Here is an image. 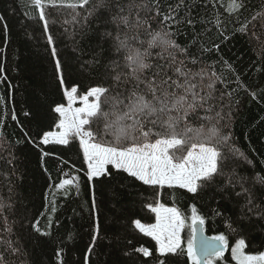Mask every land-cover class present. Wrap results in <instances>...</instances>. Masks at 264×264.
Returning <instances> with one entry per match:
<instances>
[{
    "label": "snow or ice",
    "instance_id": "1",
    "mask_svg": "<svg viewBox=\"0 0 264 264\" xmlns=\"http://www.w3.org/2000/svg\"><path fill=\"white\" fill-rule=\"evenodd\" d=\"M25 7L29 9L28 18L42 27L60 86L65 85L73 71L90 76L95 73L94 83L83 94L79 85L63 89L66 103H56L52 108L59 115L58 131L42 132L38 139L24 132L27 143L40 152L41 167L45 157L56 154L45 150L46 146L70 148L78 142V149L82 150L86 167L76 171L82 172L89 183L94 218L84 264H89L102 235L95 219L94 181L102 182L122 173L149 189L140 195L155 222L135 218L131 224L154 244L136 247L132 240L128 241L132 253L147 258L144 264H186V259L191 264H216L226 248L231 249L235 264H264V251H246L250 248L249 233L257 228L264 230V173L238 171L241 159L249 164L252 161L235 146L229 127L232 91L217 87L226 86L225 71L235 74V69L227 60L207 64L190 53V45L177 43L178 28L174 25L196 23L191 17V5L186 0L168 4L166 9L162 0H26ZM185 8L189 9L188 15L183 21L177 19ZM245 9L246 0H228L225 7L240 24L236 31L254 40L259 54L264 56V24L253 23L257 15L241 22ZM58 16L62 17L59 21ZM58 22L64 29L62 33H54ZM209 23L218 30L222 28L219 16ZM220 34L224 35V31ZM62 36L72 41L71 55L60 50ZM90 38L96 42L89 43ZM197 43L201 56L220 49L219 44L206 46L199 35L191 45ZM216 64L222 66L219 72ZM2 72L4 68L0 66ZM252 96L255 99L256 93ZM11 119L17 120L14 111ZM5 150L0 134V151ZM7 151L8 157L0 156V161L10 166L11 176H16L20 157L11 151V145ZM58 159L64 164L70 162L63 157ZM60 172L68 178L50 183L49 187L64 196L70 195L74 187L79 195L81 176L64 173L63 169ZM209 188L224 199H235L238 212L234 217H225L214 210L215 216L223 217L225 231L205 236V218L197 215L195 205H191L190 235L185 248L182 232L187 216L179 207L169 206L163 197L173 195L177 189L198 195ZM15 190L16 185L9 180L8 197L0 196V264H33L28 259L29 244L50 238L53 220L50 214L41 213L46 220L42 225L37 216L29 217L27 209L19 207L23 200L14 199ZM51 195L48 211L54 213L55 192ZM68 239H72L71 234ZM63 252V248H58L55 253L59 264H66Z\"/></svg>",
    "mask_w": 264,
    "mask_h": 264
},
{
    "label": "trees",
    "instance_id": "2",
    "mask_svg": "<svg viewBox=\"0 0 264 264\" xmlns=\"http://www.w3.org/2000/svg\"><path fill=\"white\" fill-rule=\"evenodd\" d=\"M176 2L177 0H162L165 9L168 4ZM25 3L26 0H0V16L4 17V20L0 21V66L4 68V72L0 73V134L3 136L6 149L0 151V156L7 158V149L11 145V151L20 157L16 176H11L8 172L10 166H5L0 161V196L8 197L11 180L16 185L14 199L23 200L19 207L26 208L29 217L37 216L43 225L46 220L40 214L52 216V236L40 238L39 243L29 244L28 259L33 264H59L55 255L58 248L64 249L62 258L66 264H84L85 249L91 238L94 218L90 211L92 197L89 183L82 172L76 171L86 167L83 163L82 150L78 149V142L70 148L46 146L45 150L56 154L45 157L44 166L41 167L40 152L27 143L24 132L26 131L29 137L38 139L42 132L53 130L59 122V115L54 113L52 108L56 103H66L63 89L79 85L83 93V90L94 83L95 73L90 76L87 73L73 71L65 85L60 86L54 76L53 62L42 27L28 18L26 13L29 9L25 7ZM186 3L191 5V17L196 23L188 25L181 22L174 25V28H178L176 41L181 46L190 45V53L200 56L207 64L227 60L235 69V74L225 71L228 83L226 86L218 84L217 87L221 89L227 87L228 91H232V119L229 127L235 146L252 161L249 164L241 159L238 171L245 174L264 173V56L259 54V46L254 40L250 41L236 31L240 27L237 18L229 16L225 11L228 0H186ZM188 13L189 9H181L177 19L183 21ZM253 15H257V20L253 23L258 26L264 24V0H246V9L240 21L251 20ZM216 16H219L222 23L220 30L214 23H209L214 21ZM56 18L58 21L62 19L59 16ZM66 27L69 31L72 30L71 26ZM206 28L210 31L205 33ZM63 30L59 22L54 26V33H62ZM221 31H224V35L220 34ZM197 35L208 47L219 44V51L204 52L201 56L200 44L191 45ZM95 42V38H90L89 43ZM71 44L72 41L67 36H62L61 52L71 55ZM65 45L69 47L65 48ZM221 67L220 64H216L218 72ZM252 93H256L255 99ZM224 102L228 103L227 97ZM13 111L17 116L16 121L11 119ZM227 111L225 108V112ZM25 112H29L30 115L25 116ZM58 157L70 162L64 164ZM72 165H75V168ZM60 169H63L64 173L81 176L79 195L76 194L74 187L68 196L49 187L50 183L68 178L62 176ZM21 173L23 175L18 179ZM94 183L97 203L95 219L101 225L102 235L95 251L91 253L89 264H144L147 258L132 253L128 241L132 240L136 247L141 244L145 246L154 244V241L143 236L131 224L135 218H142V222L145 223L155 222L154 214L144 208L145 201L140 195L149 189L123 173L112 179ZM53 192L56 211L49 213L48 202L53 200L51 195ZM163 200L170 206L179 207L187 216L186 226L182 232L185 248L190 235L191 205H195L197 215L205 218L204 228L209 236L225 231L223 217L215 216L214 210L220 211L225 217L228 215L234 217L238 212L235 199L231 201L224 199L222 194L211 188L200 191L198 195L177 189L173 195L164 196ZM69 234L72 239H68ZM249 243L250 248L246 249L249 253L257 254L264 251V230L257 228L251 231ZM125 252L129 255H125ZM226 262L235 263L230 248H227L216 264ZM186 264H191V261L186 259Z\"/></svg>",
    "mask_w": 264,
    "mask_h": 264
},
{
    "label": "water",
    "instance_id": "3",
    "mask_svg": "<svg viewBox=\"0 0 264 264\" xmlns=\"http://www.w3.org/2000/svg\"><path fill=\"white\" fill-rule=\"evenodd\" d=\"M197 227H199L198 225H197ZM204 227V226H203ZM204 235L205 236H209V235H207V233L205 232V228H204ZM198 244H199V236H197V247H198ZM227 251V248L225 249V252ZM225 252H224V254H225ZM225 264H235L234 262H226Z\"/></svg>",
    "mask_w": 264,
    "mask_h": 264
},
{
    "label": "rangeland",
    "instance_id": "4",
    "mask_svg": "<svg viewBox=\"0 0 264 264\" xmlns=\"http://www.w3.org/2000/svg\"><path fill=\"white\" fill-rule=\"evenodd\" d=\"M81 94H83V93H81ZM76 106H78V105H76ZM49 131H53V132H56V131H58V129H57V127H55L53 130H49ZM170 206V205H169ZM250 254H252V253H250ZM232 257V256H231Z\"/></svg>",
    "mask_w": 264,
    "mask_h": 264
}]
</instances>
